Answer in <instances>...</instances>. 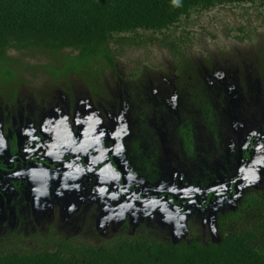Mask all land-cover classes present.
Segmentation results:
<instances>
[{
	"label": "rangeland",
	"instance_id": "obj_1",
	"mask_svg": "<svg viewBox=\"0 0 264 264\" xmlns=\"http://www.w3.org/2000/svg\"><path fill=\"white\" fill-rule=\"evenodd\" d=\"M219 14L220 17H216L214 12L205 14L192 24L194 46L189 56L193 66H187L184 73L173 72L169 56L163 50L152 49L149 61L144 62L143 67L137 65L143 53H126L116 61V76L104 73V87L108 95L100 97V103L96 104L90 100L85 87L75 77L54 82L49 74L37 69L27 75L28 84L20 89L17 104L12 110L3 107V100L0 98V122L11 117L12 123L26 126L27 128L18 134L23 140V136L30 132L26 117L33 116L37 113L35 110L41 107H35L37 103L33 97V93L38 91L41 95L40 103L45 107L38 114L42 113L45 117L48 132L51 131L57 144V140L63 138L60 137L64 131L62 127H68L69 121L73 119L79 127L77 135L80 140L84 139L83 149L94 150L99 140L109 138L106 139L110 145L109 152H117L116 158L128 168V187L136 178L142 182L145 197L152 196L153 192H161L160 195L167 193L189 200L192 195L194 200L203 206L207 194L230 191L243 161L241 153L247 139L244 138L243 131H236L233 109L238 105L247 106L250 117L257 122L262 120V114L264 115V11L225 10ZM242 26L250 33L251 41L243 37L242 40L236 38L242 36L238 31ZM31 58L33 59L29 62L32 64L47 62L43 55L37 54ZM145 66L150 68L145 70ZM133 73L138 77H132ZM197 95L204 98L209 109L212 108L207 110V114L212 111L218 121L223 119L227 132L224 137L226 140L219 143L201 136L200 121L196 122L193 128L194 147H189L186 140H181L177 130L167 132L163 139H166L164 149L169 153L166 156L169 161L163 162L162 159L158 162L159 172L156 178L148 183L150 176L145 173L140 159L128 157L129 150H125L123 144L125 140L142 137V133L134 127L139 126L138 116L141 114V108L148 105L151 110L155 109L156 114L159 111L158 114L164 118L174 117L173 115H178L183 108L189 109L186 106H190ZM132 110L136 112L131 113ZM198 111H201L200 108L195 111V116ZM101 116L107 122H103ZM175 120L181 121V118ZM252 123L248 128L254 134V124L257 123ZM168 138H172L171 141L167 140ZM4 148L0 143V154ZM257 148L251 164L241 172V178L236 185L237 194L232 198L214 199L202 210L188 207L183 213H178L167 208L168 205L164 201L160 204L158 201H151V206L150 203L142 206L135 202L136 194H132V198H125L116 191L115 185L112 184L113 187L108 188L106 181L110 179V173L101 170L99 175L97 174L98 184L95 190L80 188V181L73 177L66 182L65 172L60 175L53 172L50 181V215L58 209L60 218L63 217L65 221L66 225L60 226L58 234L80 236L82 241L87 242L94 239L110 240L125 230L130 236L144 233L149 238L178 243L189 240L192 231L190 224H187L189 220L199 223L200 232L197 235L200 240L207 238L211 242H217L220 232L216 214L236 213L245 198L254 192L264 198V145L259 143ZM95 154H88L90 163L101 160L106 162L104 154ZM76 165H68L64 169L72 174L79 173V167ZM106 168L110 171L109 165ZM155 183L157 189L153 190ZM89 196L96 215L92 216V223L81 225V219L76 215L82 213V203ZM106 199L107 207L112 210L108 212L109 217L105 211L99 215L100 212L96 209L100 208V203ZM92 205L90 208L94 211ZM261 214L262 211L259 210L243 212L232 220L233 228H257L263 218ZM125 222L126 225L123 224ZM231 227L229 225L228 230ZM262 239L264 240V236Z\"/></svg>",
	"mask_w": 264,
	"mask_h": 264
},
{
	"label": "trees",
	"instance_id": "obj_2",
	"mask_svg": "<svg viewBox=\"0 0 264 264\" xmlns=\"http://www.w3.org/2000/svg\"><path fill=\"white\" fill-rule=\"evenodd\" d=\"M248 8L263 12L264 0H0V98L6 105L14 104L28 84L27 75L40 69L54 82L81 80L95 100L106 93L104 73L116 76V61L132 51L143 53L137 63L143 67L152 49L163 50L173 72L184 73L193 66L192 24L211 12L220 17L225 10ZM238 31V40L251 41L243 26ZM37 54L47 62H29ZM186 143L194 147L192 140ZM258 195H248L236 213L217 214V242L200 240V225L191 220L189 240L178 243L144 233L87 242L58 234L55 224L50 227L49 248L33 253L3 249L0 264H264V198ZM258 210L263 218L257 228H233L232 220L239 214Z\"/></svg>",
	"mask_w": 264,
	"mask_h": 264
},
{
	"label": "flooded vegetation",
	"instance_id": "obj_3",
	"mask_svg": "<svg viewBox=\"0 0 264 264\" xmlns=\"http://www.w3.org/2000/svg\"><path fill=\"white\" fill-rule=\"evenodd\" d=\"M79 81L85 87L90 100L96 104L100 103V97L108 95L105 89L106 93L99 97L95 96L94 100L85 84L81 80ZM66 92L70 94L68 91ZM34 93L33 97L37 103L35 107H41L35 110L37 113L35 112L33 116L26 117L30 124V132L23 136V140L19 138L18 134L24 128L26 129V126L23 127V124L12 123L11 117L9 119H3L0 122V143L5 147L0 154V250L16 247L25 252L32 251L31 253H33L41 247L49 248L50 222L52 226L57 224L59 229L63 224L66 225L63 217L60 218L58 209L50 215V181L53 172L59 175L65 172L67 173L65 174L67 178L63 175L61 176L65 177L66 182L73 177L77 181H80V188L95 190L98 184V175L103 170L104 173H110V179H106L108 188L113 187L112 184L115 185L116 191L125 198H132V194H136L137 200H134L142 206H144L143 204L148 205L151 201H158L159 204L164 201L170 210L183 213L188 207L202 210L207 208L214 199L234 197L237 194L236 185L241 178V172L251 164L254 155L258 151L257 144L261 143L264 145V115L262 114V120L259 122L254 121L250 117V111H248L247 106L238 105L233 109L236 131H243L244 138L247 139V144L241 153L243 161L231 184L229 192L209 193L212 196L207 194L206 202L203 206H200L192 195L190 196L192 198H189V200H184L183 196L179 198L176 196V198L174 195L167 193L160 195L161 192H153L152 196L145 197V191L139 179L136 180L134 178L131 186H127V183H129V180L126 178L128 168L122 165L119 158H116L117 152L115 154L109 152L110 145L106 140L109 138L105 137V140H99V144L95 146L94 150L86 146L89 150L87 151L83 149L85 148L84 139L80 140V137L77 135L79 127L75 124V120L73 121L71 119L68 127H62L64 131L61 132L63 135L60 137L63 138L57 140L59 142L57 144L54 136L51 135V131L50 133L48 132L49 128L44 120L45 117L41 115L42 113L38 114L42 108H45L40 103L41 95L39 92L37 95ZM193 100L190 106H186L189 109L186 110L183 108L178 115L172 114L174 117L168 116L164 118L158 114L159 111L156 114L155 109L151 110L148 105H146L148 107L147 109H145L146 107L141 108V114L138 116L139 126L134 127L142 133V137L136 140H125L123 144H125V150L127 148L129 150L128 157L132 156L140 159V164L143 166L145 173L150 176L148 183L154 180L159 172L158 162L162 161V159L163 162L169 161L166 158L169 153L164 149L166 139H163L165 137L164 134L167 132H175L177 130L181 140H192L194 144L195 137L193 128H195V123L200 121L202 123L200 126V130H202L201 136L219 143L221 140H226L224 137L227 132H225L226 129L223 119L218 121L215 113L212 111L207 114V110H212V108L209 109V105L203 106L198 102L205 101L204 99L194 98ZM16 102L12 105H6L3 102L2 104L7 110H12L17 104ZM198 108L201 111H198V115L195 116L194 113ZM136 110H132L133 112L131 113L136 112ZM178 117L181 118V121L175 120ZM101 118L103 122H107L103 116ZM252 122L257 123L256 125L254 124L256 127L254 134L248 128L250 125H253ZM171 139L168 138L167 140L171 141ZM82 146L84 147L82 148ZM90 152L91 154L93 152V155H96L95 153L104 154L106 162L101 160V162L96 161V163H90L88 161V154ZM72 164L78 165L76 166L79 167V173L72 174L64 169ZM107 165H109L110 171L106 168ZM156 184L153 185V190L157 189ZM90 202L91 198L89 196L82 203L84 206L81 207L83 210L82 213L76 215L81 217H78V219L82 220H80L81 225L92 223L94 219L92 216L96 215L95 207ZM101 203L103 206H101ZM101 203L100 208L96 207L100 212L99 215L105 211V214H108L109 217L108 212L112 210L107 207L108 199ZM91 205L95 212L91 210ZM225 214H229V212ZM85 221L88 223H84ZM123 224L126 225V222ZM36 225H40V227ZM121 233L128 235L125 230ZM66 237L64 238L67 239ZM44 240L49 241L48 244H43Z\"/></svg>",
	"mask_w": 264,
	"mask_h": 264
}]
</instances>
